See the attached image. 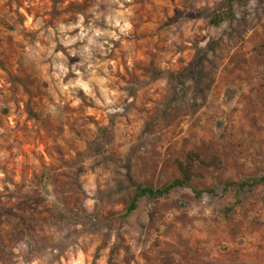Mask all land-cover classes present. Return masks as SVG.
<instances>
[{
    "label": "rangeland",
    "instance_id": "1",
    "mask_svg": "<svg viewBox=\"0 0 264 264\" xmlns=\"http://www.w3.org/2000/svg\"><path fill=\"white\" fill-rule=\"evenodd\" d=\"M228 2L0 0V264H264V0Z\"/></svg>",
    "mask_w": 264,
    "mask_h": 264
},
{
    "label": "trees",
    "instance_id": "2",
    "mask_svg": "<svg viewBox=\"0 0 264 264\" xmlns=\"http://www.w3.org/2000/svg\"><path fill=\"white\" fill-rule=\"evenodd\" d=\"M235 1L236 0H229L228 7L233 8ZM220 21L221 20L217 22V19H216L215 23H219ZM182 172H183L184 178L175 179L174 181L170 182L169 184H167L166 186L162 188H154V187H149V186L147 187L137 186L135 188L133 199L128 208V213L130 214L133 211H135L138 208L141 199L145 197L150 198L152 200L165 199L168 196H170L171 193L176 189L191 187L190 185L191 175H190L189 170L182 168ZM262 182H264V175L261 176L260 178H256L253 181V183L255 184L262 183Z\"/></svg>",
    "mask_w": 264,
    "mask_h": 264
}]
</instances>
